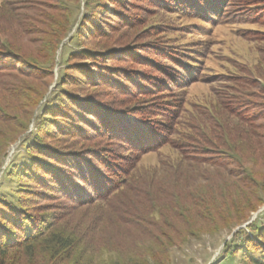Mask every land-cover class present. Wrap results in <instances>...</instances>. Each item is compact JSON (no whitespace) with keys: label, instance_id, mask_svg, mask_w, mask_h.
<instances>
[{"label":"trees","instance_id":"1","mask_svg":"<svg viewBox=\"0 0 264 264\" xmlns=\"http://www.w3.org/2000/svg\"><path fill=\"white\" fill-rule=\"evenodd\" d=\"M142 1L161 12L233 25L239 38L264 43V32L242 26L264 28V0ZM124 4H110L123 26H104L103 17L100 31H91L93 15L70 38L68 46L79 47L68 55L76 76H65L62 89L40 106L39 131L24 142L23 161L6 170L19 182L0 194V264H104L103 251L123 262L147 255L157 263L154 249L162 253L172 235L230 227L262 204L264 71L214 73L205 54L194 57L191 48L161 38L140 46L143 54L131 46L81 47L82 40L125 28L131 17ZM71 14L61 0H0V150L36 118ZM178 70L195 72L190 84L221 83L213 105L190 104L188 115ZM72 87L93 92L79 95ZM164 145L177 152L176 162L161 161L159 170L137 167L141 156ZM251 232L238 249L241 263L264 264V224Z\"/></svg>","mask_w":264,"mask_h":264},{"label":"rangeland","instance_id":"2","mask_svg":"<svg viewBox=\"0 0 264 264\" xmlns=\"http://www.w3.org/2000/svg\"><path fill=\"white\" fill-rule=\"evenodd\" d=\"M120 1L121 0H61V2L65 3V5L72 11L70 18L72 21V29L68 34V37L59 45L56 51V65L53 70V77L49 80L46 89H44L46 94H43V96H46L39 102L40 105L38 104L39 107H37V111H35L36 118H28L25 122V127L28 124L27 130L24 133L23 131L20 132L13 142L0 150V194H3V196L9 193H6V191L13 190L19 182L18 178L13 177L7 173L6 170L13 166L18 160L22 159L23 161L25 156L24 142L33 136L34 133L39 131L35 124L38 123V120L42 121L40 119V106L44 104V101L50 96V94L52 96L54 91H60L62 89L60 83H62L61 80L65 78V76H68V74L70 76H76L73 74L71 67H69V65L72 64V61L68 59V55L70 51L76 50L75 48L79 47H77V44L75 43L72 46H68L71 41L70 38L73 37L78 30H83L85 22L88 23L93 18H91L93 15V19H95L93 25L89 24L91 31H100L97 29V26L99 27L101 25L99 21H102L103 17L107 19L106 21L108 23L105 24L106 21H102L104 22L102 25L106 26L110 24V27L114 28L116 23L121 22L122 19L117 18L116 15L112 13L111 5ZM122 1L125 3L123 6L125 15L131 17V22L126 24L125 28L116 29L110 34L105 31L104 33L101 32L102 36L100 37L90 40H82L81 47H90L96 50H101L102 47L106 49L119 47L127 49L131 46L135 53L143 54L146 51L141 50L139 48L140 46L149 42L154 43L157 38H161L164 42L172 40V43L180 46V49L191 48L192 52H194V57L199 58L198 52L205 54L204 58L207 61V67L209 70L212 69L211 71L214 73H222L225 75L228 72H240L241 70L238 71L236 67L245 68L249 71L253 70L254 72L259 70L260 72L264 71V43L261 41L256 43L254 40L239 38L236 31H234V28L236 27H233V25H227L218 20H201L194 15H186L180 12H161L152 6H148L145 1L143 2L142 0ZM246 1L250 0H240V3ZM96 3H98V6L100 7L93 9ZM195 7V5H193V8L188 7L186 11L189 12ZM256 18L258 19V16L254 19ZM125 23L126 22L123 20L121 25L119 26L118 24V26L121 27ZM242 26L243 28H255L256 30L264 32L263 27H256L254 25L251 27L249 25ZM110 27L106 30H110ZM162 31L165 33V36L161 33ZM150 32L151 34L153 32H158V37H151ZM256 44H258V46ZM147 52L149 53L150 51ZM226 59L229 60V63L225 62ZM230 61L232 64H230ZM121 62L122 61L117 65L125 68L124 64L127 63ZM198 62L197 59V63ZM131 65L138 67L137 64ZM198 70L199 69H197V72ZM188 71L191 70L188 69ZM178 72L181 76V79L177 78L178 84L185 85V88L181 91L182 94H184V101H186L184 107L188 111V115L193 114L189 107L190 104L200 106L202 104L212 103L211 101L214 100L216 90L221 83L206 82L190 84L188 83L189 79L192 78L193 74L195 75V72H191L192 75L182 70H178ZM184 74L187 75V78ZM262 83L264 84V82ZM32 84L37 87L39 86L38 83L35 84L33 81ZM169 86L171 87L172 85ZM37 87L36 89L39 90ZM65 88L67 91L70 90L68 86ZM72 88V90H78L77 87ZM91 91V89L82 88L74 92L79 95H84L87 93L90 94ZM27 95L30 98L33 96L30 92L26 91L25 96ZM32 100L34 101V99ZM184 118L185 116L180 120ZM176 120L178 121V118H176ZM16 121H18V118ZM173 138V140L178 139L176 135L173 136ZM178 157L179 156L174 149L170 146L164 145L155 152H150L141 156L137 167L144 170H159L161 161L162 163H174L178 160ZM257 170L258 169L256 168L255 171ZM263 175L264 171L261 170V173H258L257 177H262ZM260 195L262 197V204L257 211L251 213L243 222L231 225L230 227L222 226L215 230H207V228H203L195 234L183 233V235L178 237L172 235L174 241L170 245H165L167 247V249L165 247L166 250L164 249L161 253L158 249H154V253L156 254L154 257H160V260L156 258L157 263L147 255H144V257L147 258L146 260L136 259V255H127L126 259H129V261L123 262L122 257L118 256V254L106 251L100 253V260L104 264H144L145 261L146 264H245L246 262L241 263L242 256L238 253V249L241 248L246 236L251 237L250 234H252L251 229L253 225L258 223L264 224V191L261 192ZM152 217L155 221L159 220V217L156 214ZM127 239L128 238H126L125 242Z\"/></svg>","mask_w":264,"mask_h":264}]
</instances>
